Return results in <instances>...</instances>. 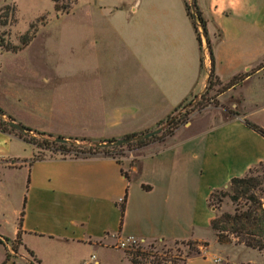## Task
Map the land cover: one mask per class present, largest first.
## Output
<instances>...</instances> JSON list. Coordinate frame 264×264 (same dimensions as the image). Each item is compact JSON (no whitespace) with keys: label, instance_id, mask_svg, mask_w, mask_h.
Returning a JSON list of instances; mask_svg holds the SVG:
<instances>
[{"label":"crops","instance_id":"crops-1","mask_svg":"<svg viewBox=\"0 0 264 264\" xmlns=\"http://www.w3.org/2000/svg\"><path fill=\"white\" fill-rule=\"evenodd\" d=\"M195 2L205 21L214 78L222 84L241 75L217 93L220 102L211 116L198 112L171 134L129 149L135 157L126 168L103 152L31 159L32 144L21 155L15 150L25 141L0 130V216L10 203L12 178L18 177L14 231L20 216L19 246L32 261L40 262V245L89 247L91 253L77 255L75 263L104 264L105 253L119 250L116 240L125 236L202 241L190 237L198 222L182 218L181 205L197 197L205 201L212 189L264 160V137L244 122L264 128V0ZM182 6V0H134L128 12L113 5L104 24L78 26L83 42L103 46L91 58H76L77 77L91 73L92 83H77L82 89L76 91H51L48 101L26 105L17 104L15 95L9 94L16 105L0 96V116L51 134L96 141L151 128L207 81L209 54L201 56ZM118 261L133 264L121 250Z\"/></svg>","mask_w":264,"mask_h":264},{"label":"rangeland","instance_id":"rangeland-1","mask_svg":"<svg viewBox=\"0 0 264 264\" xmlns=\"http://www.w3.org/2000/svg\"><path fill=\"white\" fill-rule=\"evenodd\" d=\"M133 1L0 0V38L4 45H18L22 35L34 32L33 37L22 49L13 53L4 49L5 52L0 53V63H2L0 96L16 105L9 94L15 95L18 99L17 104L26 105L31 104V102H44L46 99L48 101L47 93L52 94L51 91L62 89L64 91L68 89L76 91V89H82V86L80 88L77 86L78 84L82 85V83L89 86L93 80L92 74L81 72L77 77L76 58L79 55L91 58L93 50L99 49L102 51L103 46H98V44L93 46L91 41L83 42L77 27L104 24L108 19L107 10H110L113 5H120L125 9V12H128ZM54 4L57 5V9L54 8ZM139 7L140 5L137 9ZM182 9L185 13L184 17L189 18L184 8V2ZM198 32L199 36L202 37L200 48L202 56L205 41L199 27ZM205 50L207 52L206 44ZM42 74L46 75L47 80L41 77ZM220 88L218 82L213 84L206 92L202 89L191 96L186 110L184 109V115L186 116L184 122L191 119L198 112L208 113L211 116L212 109L220 102L216 97ZM89 90H91V87H89ZM24 112L28 117L34 119L35 116L32 111H27L25 107ZM153 128L155 126L140 132ZM28 134L34 135L32 131ZM53 135L61 136L60 133H53ZM19 145L21 147L17 148L16 152L22 153L21 155L29 153L30 143L21 142ZM134 147V143L128 146L123 143L117 145L112 151L113 155L122 163L123 168L128 167V164L134 159L135 153L128 151ZM33 148L37 157L63 154L58 150V145L52 143H48L47 147L33 146ZM21 149H25V151ZM261 170H264V164L262 167L258 166L257 172ZM12 179L10 203H7L6 208L2 210L4 215L0 216V261L4 259L5 252L7 253V259L11 260L6 259L4 264H76L77 255L86 258L91 253L89 247L56 244L51 247L36 246L37 252L40 254V262L32 261L26 251L19 246L18 241L12 238L15 232L13 208L19 204L18 197L21 188L18 177L13 176ZM225 188L226 184L220 189L224 190ZM131 196L137 198L135 193H132ZM211 203L210 207L207 205L206 200L197 197L195 203H184L180 208L182 218H194L198 222L193 227L190 237L206 241V249L201 245H196L195 242H191L189 239L140 240L137 244L124 247L116 246L119 250L106 252L104 264H119L118 255L120 250L127 258L125 251L136 249L141 252V264H184L185 259L189 256L191 257L185 264H264V249L259 252L242 244L216 241L213 231L204 221L213 213L231 211L232 203L228 197L221 195L220 191H215ZM12 245L15 246V249L11 248ZM214 258H217V260H214ZM86 264L95 263L89 261Z\"/></svg>","mask_w":264,"mask_h":264},{"label":"trees","instance_id":"trees-1","mask_svg":"<svg viewBox=\"0 0 264 264\" xmlns=\"http://www.w3.org/2000/svg\"><path fill=\"white\" fill-rule=\"evenodd\" d=\"M183 2L186 14L188 15L191 24L196 32V39L198 41L199 47L201 45V40L198 32L199 26L201 27V31L204 35V41L207 46V51L210 58V66L207 81L204 87V92H206L213 84L218 83V80L217 78H214L212 72V55L210 51V43L206 35L205 21L195 0H183ZM191 5L193 6V10L191 9ZM54 8H58L56 4H54ZM192 13L195 14V17L192 16ZM33 34L34 32L32 31L26 35H22V37H20L19 39V44L12 46L4 45L2 39L0 38V47L15 52L24 47V45H26L33 37ZM240 76V74L232 76L228 81L220 84V90L232 85L237 79L240 78ZM190 98L191 96L183 99L176 106H174L164 118L158 120L155 123V127L164 124L163 128L159 132L146 138L128 141L125 144L128 146L129 144L134 143L135 146H140L151 139L163 138L165 135L171 134L175 127L186 120V116L184 114ZM244 122L247 126L264 137V128L248 121L247 119H244ZM0 130L13 132L17 137L21 138L25 142L32 144L34 147H47L48 143L56 144L58 145V150L63 153V156H86L97 152H103L113 156L117 161H119L112 153L117 145L96 146L93 144V141L95 140L87 137L72 136L67 137L69 139L68 142H56L53 140L54 135L45 131L29 128V130L34 133V135H30L26 132L16 130L8 124L6 118H3L1 116ZM133 134L137 133L126 134L124 136ZM105 140L106 139L102 141ZM34 158H39L35 156V152L31 156V159ZM263 164L264 160L259 161L256 164L250 166L242 175L230 177L226 183V188L224 190L215 188L208 193L206 201L207 205H209L210 207L212 205V196L214 195L215 191H220L221 195L228 197V199L232 203L231 211H221L219 213H213L207 219V225L213 231L214 237L217 242H232L234 244H242L244 246L256 249L257 251H261L264 249V170L257 172L258 166L262 167ZM122 173L124 174L125 178H128L125 171H122ZM125 196L126 192H124L121 200L118 203L120 217L122 216L124 209ZM19 214H21V210ZM19 218L20 216H18L17 218V226L13 237L14 240L18 241V243L20 242ZM191 242H195L196 245H201L203 247L207 245L206 241L191 240ZM11 248L15 249V246L12 245ZM27 252L29 254L31 253L30 250H27ZM125 253L127 255V259L131 263H142V256L139 250H126ZM7 258V253L5 252L4 259L0 261V264H4V261Z\"/></svg>","mask_w":264,"mask_h":264},{"label":"water","instance_id":"water-1","mask_svg":"<svg viewBox=\"0 0 264 264\" xmlns=\"http://www.w3.org/2000/svg\"><path fill=\"white\" fill-rule=\"evenodd\" d=\"M191 9L193 10V6L191 5ZM192 16L195 17V14L192 13ZM199 29L201 30V27L199 26ZM201 34L203 36L204 39V35L201 31ZM3 112L0 109V115H2ZM7 122L10 126H12L13 128H15L16 130L22 131V132H26V133H30L31 131L29 130V128L23 124H21L20 122H17L13 119H11L9 116H6ZM164 124L159 125L151 130L148 131H143V132H138L137 134H133V135H127V136H121V137H116V138H109L106 139L105 141H93V144L96 146H113V145H118V144H123L126 143L128 141L131 140H136V139H140V138H146L149 137L157 132H159L162 128H163ZM53 140L56 142H68L69 139L67 137H63L60 135H55L53 136Z\"/></svg>","mask_w":264,"mask_h":264},{"label":"built area","instance_id":"built-area-1","mask_svg":"<svg viewBox=\"0 0 264 264\" xmlns=\"http://www.w3.org/2000/svg\"><path fill=\"white\" fill-rule=\"evenodd\" d=\"M205 55H206V50H205V44H204L202 48V56L205 57ZM139 241H140L139 239H136L132 236H125L122 238H118L116 240V246L124 247V246L132 245V244H137ZM214 260H217V258H214Z\"/></svg>","mask_w":264,"mask_h":264},{"label":"bare ground","instance_id":"bare-ground-1","mask_svg":"<svg viewBox=\"0 0 264 264\" xmlns=\"http://www.w3.org/2000/svg\"><path fill=\"white\" fill-rule=\"evenodd\" d=\"M263 207H264V203H263Z\"/></svg>","mask_w":264,"mask_h":264}]
</instances>
